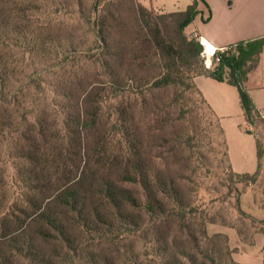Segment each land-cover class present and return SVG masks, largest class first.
Instances as JSON below:
<instances>
[{"label": "trees", "instance_id": "1", "mask_svg": "<svg viewBox=\"0 0 264 264\" xmlns=\"http://www.w3.org/2000/svg\"><path fill=\"white\" fill-rule=\"evenodd\" d=\"M197 12L196 3L167 14L139 4L131 24L101 17L105 53L99 61L106 80L98 82L64 72L59 65L68 56L55 65L35 66L31 55L46 44L40 31L46 26L29 30L31 18L19 0H0V264H114L101 250L87 261L83 252L106 243L118 246L129 237L149 241L151 250L142 257L176 264L181 244L173 226L197 242L190 222L199 207L167 162L186 145L175 134L183 118L172 115L173 107L192 89L218 119L194 83L198 76L209 77L237 87L246 122L264 126L244 87L259 63L264 38L234 45V52L208 70L199 43L184 35ZM115 28L121 33L117 40ZM2 30L9 33L3 36ZM22 34L28 71H20L15 59ZM130 82L137 83V91ZM246 133L256 139L257 171L234 173L227 151L226 157L231 181L255 185L264 137ZM247 217L254 235L264 234V218ZM203 219L205 248L197 243V252L189 251L185 241L182 257L188 264H221L223 251L213 241L222 238L228 250V238L209 236L206 225L216 220ZM130 262L142 264L139 254Z\"/></svg>", "mask_w": 264, "mask_h": 264}, {"label": "rangeland", "instance_id": "2", "mask_svg": "<svg viewBox=\"0 0 264 264\" xmlns=\"http://www.w3.org/2000/svg\"><path fill=\"white\" fill-rule=\"evenodd\" d=\"M19 4L22 9L27 10V15L31 18L32 25L29 30L31 28L39 31L41 26H46L40 29L46 38V44L36 47L31 55V62L35 66L55 65L68 56L64 63L59 65L64 72H77L88 77L89 80H99L98 82L106 78L102 76L103 69L99 61L104 57L105 49L100 41L97 21L101 17H113L131 24L134 18L133 11L139 5L138 0H19ZM8 33V30H2L3 36ZM120 34L119 29L115 28L112 39L117 40ZM184 35L192 37V33L186 29ZM20 42L21 47L14 51L16 52L15 59L19 60L20 71H28V63L23 60V52L27 50L23 45L26 42L23 34L20 36ZM113 47V50H116V45ZM6 51L8 52V49ZM49 79L53 78L50 76ZM187 82L189 83L190 80ZM105 86L108 87V84ZM130 89L137 91V83L130 82ZM173 92L174 90H171L168 94L160 96L166 95L167 97ZM148 101L152 102V99ZM173 108L172 115L183 118V125L177 126V132L174 130L175 134L182 136L186 145H184V151L175 153V156L170 155L167 162L180 179L187 197L199 207V212L190 222L191 231L197 242L188 239L186 234L179 233L178 228L173 226L172 233L178 236L177 246L181 244L180 249H176L177 251L171 249L172 252L176 251L174 262L188 264L182 257V252L186 250L182 246L185 241L190 242L187 244L189 251L197 252V243L201 249L205 248L206 241L201 236L199 223L203 218V220L213 218L216 223L206 225L208 235L212 237L216 234H223L228 238V250L225 249L222 238L213 241L223 251L221 264H231V261L257 264L260 250L256 247L258 244L255 241L256 236L247 216L264 218V157L261 175L255 185L236 182V179L231 181L232 171L228 165L224 136L219 129V121L211 114L200 96L192 89L187 90L178 100V107ZM179 108L182 110L180 111ZM254 127V134L264 137V126L256 128L254 125ZM154 152L161 154V149H155ZM239 208L245 212V215L239 211ZM146 244L148 248L149 241L144 243L139 238L129 237L127 241L119 243L118 246L106 243L96 248L93 247L92 250L86 249L83 256L87 261L92 253L98 255L101 250V253H106L108 259L114 264H131V258L138 254L142 264L166 262L165 259L152 261V255L149 258L142 257L141 254L146 250H151L150 247L144 248ZM253 244L255 246L252 247ZM200 262L199 257L198 263Z\"/></svg>", "mask_w": 264, "mask_h": 264}, {"label": "crops", "instance_id": "3", "mask_svg": "<svg viewBox=\"0 0 264 264\" xmlns=\"http://www.w3.org/2000/svg\"><path fill=\"white\" fill-rule=\"evenodd\" d=\"M138 3L160 14L182 12L196 3L198 12L186 30L198 32L219 48L264 38V0H138ZM194 83L219 120L232 171L255 173L258 169L256 139L246 133L245 112L237 87L204 76L196 77ZM244 87L255 108L264 115V46L259 63ZM255 236L260 250L257 264H264V234Z\"/></svg>", "mask_w": 264, "mask_h": 264}, {"label": "built area", "instance_id": "4", "mask_svg": "<svg viewBox=\"0 0 264 264\" xmlns=\"http://www.w3.org/2000/svg\"><path fill=\"white\" fill-rule=\"evenodd\" d=\"M192 36L201 47V57L204 60L205 68L208 70H213L215 68V66L220 62L222 55H228L235 51L234 46H228L224 48L217 47L205 36L199 34L198 32H193ZM245 130L254 133V124L246 122Z\"/></svg>", "mask_w": 264, "mask_h": 264}]
</instances>
